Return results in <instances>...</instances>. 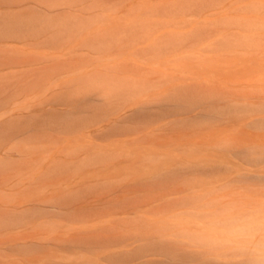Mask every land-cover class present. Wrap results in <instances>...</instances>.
Instances as JSON below:
<instances>
[{"label":"rangeland","instance_id":"1","mask_svg":"<svg viewBox=\"0 0 264 264\" xmlns=\"http://www.w3.org/2000/svg\"><path fill=\"white\" fill-rule=\"evenodd\" d=\"M264 0H0V264H264Z\"/></svg>","mask_w":264,"mask_h":264},{"label":"bare ground","instance_id":"2","mask_svg":"<svg viewBox=\"0 0 264 264\" xmlns=\"http://www.w3.org/2000/svg\"><path fill=\"white\" fill-rule=\"evenodd\" d=\"M260 261H262V262H263L264 260H260Z\"/></svg>","mask_w":264,"mask_h":264}]
</instances>
